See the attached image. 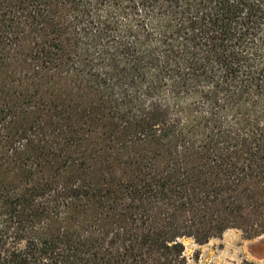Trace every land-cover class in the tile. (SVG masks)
<instances>
[{"label":"trees","instance_id":"obj_1","mask_svg":"<svg viewBox=\"0 0 264 264\" xmlns=\"http://www.w3.org/2000/svg\"><path fill=\"white\" fill-rule=\"evenodd\" d=\"M264 233V0H0V264H187Z\"/></svg>","mask_w":264,"mask_h":264},{"label":"rangeland","instance_id":"obj_2","mask_svg":"<svg viewBox=\"0 0 264 264\" xmlns=\"http://www.w3.org/2000/svg\"><path fill=\"white\" fill-rule=\"evenodd\" d=\"M187 264H264V233L249 238L237 228L199 244L183 238Z\"/></svg>","mask_w":264,"mask_h":264}]
</instances>
